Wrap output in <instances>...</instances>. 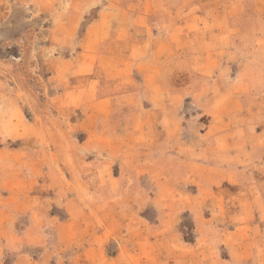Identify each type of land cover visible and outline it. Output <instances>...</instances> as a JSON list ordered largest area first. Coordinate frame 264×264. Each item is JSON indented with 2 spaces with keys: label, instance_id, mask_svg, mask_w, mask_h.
<instances>
[{
  "label": "rangeland",
  "instance_id": "obj_1",
  "mask_svg": "<svg viewBox=\"0 0 264 264\" xmlns=\"http://www.w3.org/2000/svg\"><path fill=\"white\" fill-rule=\"evenodd\" d=\"M68 1L0 0V264H264V0H151L155 41L202 29L152 72L103 40L94 76L71 60L99 9Z\"/></svg>",
  "mask_w": 264,
  "mask_h": 264
},
{
  "label": "crops",
  "instance_id": "obj_2",
  "mask_svg": "<svg viewBox=\"0 0 264 264\" xmlns=\"http://www.w3.org/2000/svg\"><path fill=\"white\" fill-rule=\"evenodd\" d=\"M192 1V0H190ZM71 6H72V12L69 15V19L73 22L79 20L82 18V15L86 13V10H84L85 7L90 6H96L99 10L97 12V15L95 18L91 19L89 21V24L86 28L85 32V42L82 45V48L80 50H76L75 54L76 56L72 58V62L74 63V70L76 72V75L79 76H94L95 72L102 71L101 63L102 61H109L111 62L113 60L112 54H117L116 52H113L110 54V51L103 50L104 45L102 44L103 40H109L114 43V45H123L122 43H127L128 46H126V49H122L120 51V54H122V57H126L127 61H132V70L133 68H136V54L138 52H144V55L146 58L144 61L145 69L150 70L151 72L153 70H156L158 68H162L157 66V63H154L156 59L153 60L152 54H159L161 57L163 56L164 52H168L169 47L173 46L176 48L178 45L184 41L186 37H188L187 33H184L186 30H190L195 28L196 30L202 29V23L203 21L198 18V16H191L189 20H186L184 25L180 26L179 33H170L166 34L164 38H159L157 36L158 40H154L155 37L150 33V30L152 27H149L151 25V15L153 13L152 10V2L151 0H80V8H77L78 0H69ZM125 4V6H124ZM133 4V7H132ZM171 7H173L175 10H173V13L184 12L185 6L189 4V1L187 0H178L177 3H168ZM120 5H123L122 9L118 8ZM129 5V6H128ZM133 10V11H132ZM126 16V19L128 24H124V27L122 30V27L119 25L117 26L118 30L116 33H114V38L104 37L103 36V29L104 25L106 23L108 24H115L119 22H123V16ZM119 16V17H117ZM71 17V18H70ZM116 25V24H115ZM126 25V26H125ZM116 28V29H117ZM120 30V33H119ZM124 32V33H123ZM179 34V38L176 39V35ZM184 34L183 36H181ZM217 37H223L222 34H220L219 31L214 34ZM103 36V37H102ZM168 40V41H166ZM177 44V45H176ZM176 45V46H175ZM126 50L127 53L123 54V51ZM125 52V51H124ZM199 51H195V54H197ZM158 61H161V59ZM156 61V62H158ZM143 62V61H141ZM163 62V61H162ZM216 60L211 61L210 65L208 64V61H206L205 67H211L214 68L216 65ZM204 67V68H205ZM86 68V69H84ZM99 68V69H98ZM94 74V75H93ZM152 75L150 74V77ZM150 78V80L144 85L146 86H153L154 79ZM162 79V77H161ZM161 84V83H160ZM64 89L63 92V98H71L70 95L74 97L77 93V91L73 90L74 88ZM87 91H81L78 92L79 96L80 94H84ZM98 101H101V98L98 99ZM259 153L262 155L264 154V143H258L257 147L255 148ZM246 150L249 151V148H246ZM264 156V155H263ZM264 163V159L262 160ZM184 168H188V171H184V176L188 177L185 179L184 182H196L195 180L198 179V177H201L200 167L199 164H194V162H184L182 164ZM197 169V171H196ZM226 173L230 177H245V170L241 168L240 174L237 172L239 171L238 167H233V165L227 167ZM193 177V178H191ZM196 177V178H195ZM189 180V181H188ZM192 180V181H191ZM243 184V182H242ZM230 198H232L235 194L230 190ZM188 203H190L191 206H196L194 202V198L191 197H185L184 198ZM228 211V210H227Z\"/></svg>",
  "mask_w": 264,
  "mask_h": 264
}]
</instances>
